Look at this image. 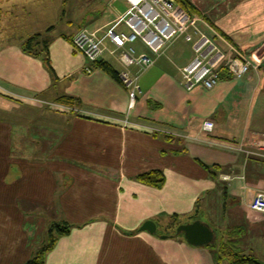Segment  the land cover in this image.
Listing matches in <instances>:
<instances>
[{"label": "crops", "instance_id": "0c3cea01", "mask_svg": "<svg viewBox=\"0 0 264 264\" xmlns=\"http://www.w3.org/2000/svg\"><path fill=\"white\" fill-rule=\"evenodd\" d=\"M238 30L233 31L246 33L244 27ZM247 30L260 32L255 23ZM193 33L194 27L189 29ZM256 39L263 47L264 35ZM254 49L249 47L246 54ZM171 54L182 58L179 73L194 56L183 57L180 51L178 56L175 50ZM6 56L9 52L0 49V246L19 255L17 264L30 259L34 245L35 228L28 227L30 220L22 224L21 200L44 214L51 206L49 215L56 223H84L58 242L47 264H216L226 248L264 264V213L249 206L264 191V157L226 147H237L254 134L264 140V123H255L253 105L251 110L245 107L241 83L221 80L212 90L229 86V95L195 100L193 109L191 100L205 89L177 85L171 98L177 110L158 120L147 108L132 113L143 104L142 84L130 110L126 88L103 69L106 79L97 83L106 82L109 91L96 98V82L72 81L86 63L63 74L54 68L53 81L41 75L39 66L37 72L20 75L24 82H18L2 70ZM150 69L140 75V83ZM22 86L26 92L19 90ZM63 96L74 98L65 104L77 110L57 105ZM256 115L264 119V114ZM205 121L214 123L211 131L203 129ZM156 169L166 176L162 188L136 180ZM168 218L176 219L177 226L200 219L214 230V241L195 246L183 236L164 239L140 229L153 219L161 234H174L177 227L166 231L172 228ZM219 263L230 264L225 257Z\"/></svg>", "mask_w": 264, "mask_h": 264}, {"label": "rangeland", "instance_id": "374dc122", "mask_svg": "<svg viewBox=\"0 0 264 264\" xmlns=\"http://www.w3.org/2000/svg\"><path fill=\"white\" fill-rule=\"evenodd\" d=\"M190 1L201 10V18L204 23H199L200 30L212 37L215 41L217 40L218 45L228 56L245 55L249 59H255L256 62L260 63L259 69L257 72H254L258 73V76H261L262 82L258 83V76L253 75L254 72L252 70L240 78L224 72L221 80L233 79L236 83H241L244 86V93H240L239 95L246 97L245 107L248 105L250 107L249 110H251L253 105L252 118H255L256 124L262 125L264 123V119L262 120L263 116L256 114H264V46L262 47L261 39L256 38L264 35V0ZM0 2V49L5 54L9 52V56L5 58L7 64L2 70H5L7 74L11 73V78L18 82L19 80L24 82V79H21L20 75L37 72L38 69H42L39 66L43 67L41 75L44 77L49 75L53 81V77L56 76L58 70L51 71L48 67L47 59L51 60L53 68L59 69L60 74H63L67 68H72V66L74 68H80L82 64L88 63L84 54L74 46L72 42L73 35L83 27H88L92 30L105 28L126 9L123 0H0ZM252 23H255L260 28V32H257L258 34L247 30ZM242 27L246 28V33L233 31H239L238 28ZM212 30L215 31V34ZM222 32L229 35L231 40L225 39ZM190 35V39L186 38V35H182L170 41L165 46L163 54L158 58L155 65L141 77L145 97L143 104H139L138 108L133 110L132 113L142 114L147 108L150 110L149 114L159 120L172 114V111L177 110H173L176 104L173 105L171 98L172 93L177 94V85L183 89L181 74L177 68L178 64H181L182 61V58H179V51L183 57L195 55L194 43L199 36L195 33ZM29 38H33L32 50L34 52L32 53L26 52L23 49V44ZM222 39L232 46L227 45ZM219 42L222 44L220 45ZM8 43L11 44L10 47L8 45L6 46ZM135 45L138 49L142 48L150 55H153L150 49L140 41H137ZM252 46H256V49L251 50L250 54L247 55L248 48ZM6 47L8 48L7 50ZM174 50L179 57L171 54ZM103 60H108L119 71L123 69V65L115 57L109 55V53H107V60L106 58ZM8 65L12 72H10V69H7ZM101 73H104L102 68L93 63L92 73L88 74L82 69L78 70L73 76L72 81L78 78L84 85H88L86 81H94L96 82L93 83L95 85L94 89L96 90L95 97L97 93L105 96L107 95L106 92L109 91V88L107 89L105 86L106 82L104 84H101V82L97 83L106 77L102 76ZM63 77H65V74ZM25 81L27 82V79ZM116 83L118 82L116 81ZM199 87L205 90L201 91L200 94H196L193 100H191L192 109L195 107V100L213 96L218 97V99L219 96H222L220 98H226L230 92L227 94V91L231 88L228 86L218 91L216 89H207L204 85L200 84L194 89ZM19 90L26 92V88L23 86ZM185 93L189 94L187 90ZM109 95L112 97L114 93L111 91ZM98 96L100 97V94ZM153 102L154 106L152 107ZM16 159H19L17 155ZM18 204L19 211L22 213V224L30 220L27 221L28 227L30 229L35 228L32 229V243L34 245L30 246L32 247L31 259L40 249L48 245L51 236L50 233L56 224H70V222H54V217L49 215L51 206H47V212L44 214V212L41 213L38 209H29L28 204L22 200L18 201ZM26 205L27 207L25 208ZM197 210L198 205L195 208V211ZM32 218H36V220H32ZM15 219L16 221L18 220L17 215ZM167 222L172 228L166 231L175 232L177 220L168 218ZM78 225H74L72 230L75 227H79ZM160 229L162 231L164 230L162 227ZM34 235H37V237ZM54 235H56L55 232ZM64 237H60L58 242ZM22 253L19 251V254ZM0 255L2 256L0 257V264H17L20 261L19 255L11 254L4 244L0 246ZM217 260L215 259L216 262ZM28 261L21 262L25 264Z\"/></svg>", "mask_w": 264, "mask_h": 264}, {"label": "built area", "instance_id": "2783aa9c", "mask_svg": "<svg viewBox=\"0 0 264 264\" xmlns=\"http://www.w3.org/2000/svg\"><path fill=\"white\" fill-rule=\"evenodd\" d=\"M123 1L126 9L115 20L105 28H81L73 35L72 42L87 58L84 70L89 74L93 72V63L104 59L107 52L124 66L120 78L128 92L130 110L136 106L143 92L140 75L155 65L170 41L182 35L190 39L189 29L192 27L199 35L194 43L195 55L180 68L182 83L187 90H193L200 84L207 89L215 88L221 81L222 66L230 75L239 78L259 69L260 63L255 59L243 55L228 56L212 37L200 30L199 23H204L203 19L191 15L175 0ZM137 41L148 47L153 55L139 50L135 45ZM132 67L138 68L137 72H133ZM57 105L77 110L65 103ZM213 128L212 121L203 123L204 130L211 131ZM226 147L264 157V140L258 138L257 134L237 147ZM249 206L264 213V191H259Z\"/></svg>", "mask_w": 264, "mask_h": 264}, {"label": "trees", "instance_id": "16d2710c", "mask_svg": "<svg viewBox=\"0 0 264 264\" xmlns=\"http://www.w3.org/2000/svg\"><path fill=\"white\" fill-rule=\"evenodd\" d=\"M178 4H180L183 8H185L191 15L201 17L202 13L201 10L193 4L190 0H176ZM222 35L225 39L231 40V37L227 35L226 33L222 32ZM32 39L29 38L25 44H23V49L26 52H34L32 50ZM48 67L51 71H55V69L52 66V62L50 59H47ZM98 67L102 68L106 73H108L110 76H112L116 81L120 82L122 85V80L120 78V72H118L108 61H105L103 59L98 60L95 63ZM221 75L223 76L224 72L228 71L222 66L220 67ZM229 74V73H228ZM230 75V74H229ZM222 79V77H221ZM61 103H72L74 102V98L63 96L60 99ZM136 180L139 182L150 185L156 188H162L166 183V176L164 172L160 169L151 170L148 172L141 173L136 176ZM176 219L178 218L177 215H175ZM74 227L73 224L65 223V224H56L55 227L52 229L50 233L49 243L47 246L40 249L28 262L25 264H46V258L47 255L54 250L55 245L57 244L58 240L62 236H68L71 233L72 228ZM54 232L56 235H54ZM226 258L230 264H261L255 257L249 256V255H242L239 251L236 250H229L224 249L223 256H220L218 258L216 264H219L220 260H223V258Z\"/></svg>", "mask_w": 264, "mask_h": 264}, {"label": "water", "instance_id": "95a60500", "mask_svg": "<svg viewBox=\"0 0 264 264\" xmlns=\"http://www.w3.org/2000/svg\"><path fill=\"white\" fill-rule=\"evenodd\" d=\"M140 229L152 234H158L164 239L183 236L189 244L195 246L209 245L215 238L214 230L200 219L182 222L177 226L174 234H161L157 222L153 219L146 220Z\"/></svg>", "mask_w": 264, "mask_h": 264}]
</instances>
